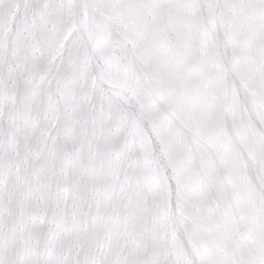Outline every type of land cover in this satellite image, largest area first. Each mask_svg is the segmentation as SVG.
I'll use <instances>...</instances> for the list:
<instances>
[{
  "label": "snow or ice",
  "instance_id": "1",
  "mask_svg": "<svg viewBox=\"0 0 264 264\" xmlns=\"http://www.w3.org/2000/svg\"><path fill=\"white\" fill-rule=\"evenodd\" d=\"M0 264H264V0H0Z\"/></svg>",
  "mask_w": 264,
  "mask_h": 264
}]
</instances>
